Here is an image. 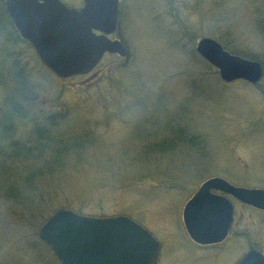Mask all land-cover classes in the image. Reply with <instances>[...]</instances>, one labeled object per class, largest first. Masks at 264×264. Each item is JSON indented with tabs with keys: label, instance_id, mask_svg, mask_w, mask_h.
<instances>
[{
	"label": "rangeland",
	"instance_id": "rangeland-1",
	"mask_svg": "<svg viewBox=\"0 0 264 264\" xmlns=\"http://www.w3.org/2000/svg\"><path fill=\"white\" fill-rule=\"evenodd\" d=\"M204 37L264 71V0H119L110 38L127 55L106 53L67 78L19 36L0 0V264H62L39 234L61 208L132 218L160 242L159 264L264 254V211L233 197L224 241L199 245L184 224L186 203L212 177L264 189V72L257 83L223 81L197 52ZM14 143L34 154L14 158Z\"/></svg>",
	"mask_w": 264,
	"mask_h": 264
},
{
	"label": "water",
	"instance_id": "water-1",
	"mask_svg": "<svg viewBox=\"0 0 264 264\" xmlns=\"http://www.w3.org/2000/svg\"><path fill=\"white\" fill-rule=\"evenodd\" d=\"M4 6L19 35L58 77L89 73L105 53L127 55L124 44L109 37L118 28L119 0H84L80 9L61 0H4ZM197 52L225 82L257 83L263 76L259 61L232 54L215 38L200 39ZM229 195L264 211V189L212 177L183 211L193 241L211 245L226 239L235 210ZM39 234L62 264H159L160 242L125 215L97 217L61 208L43 223ZM235 264H264V254L251 249Z\"/></svg>",
	"mask_w": 264,
	"mask_h": 264
},
{
	"label": "trees",
	"instance_id": "trees-1",
	"mask_svg": "<svg viewBox=\"0 0 264 264\" xmlns=\"http://www.w3.org/2000/svg\"><path fill=\"white\" fill-rule=\"evenodd\" d=\"M39 129H41V128L39 127ZM12 147H13V150H11L9 154L10 155H13L14 158L21 157L24 160H26L27 158H30L34 154L31 150L24 148L22 146V144H16V143H14V144H12ZM29 177H32V176H29ZM81 214H83V213H81Z\"/></svg>",
	"mask_w": 264,
	"mask_h": 264
},
{
	"label": "flooded vegetation",
	"instance_id": "flooded-vegetation-1",
	"mask_svg": "<svg viewBox=\"0 0 264 264\" xmlns=\"http://www.w3.org/2000/svg\"><path fill=\"white\" fill-rule=\"evenodd\" d=\"M63 1V0H62ZM67 6H69V7H75L73 4H70V3H67V2H65V1H63ZM75 8H77V9H79L80 7H75Z\"/></svg>",
	"mask_w": 264,
	"mask_h": 264
}]
</instances>
